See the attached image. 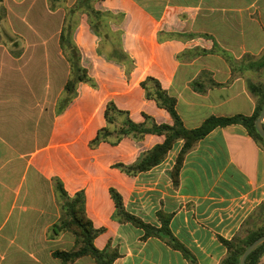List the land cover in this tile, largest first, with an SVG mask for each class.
<instances>
[{
    "label": "crops",
    "instance_id": "obj_1",
    "mask_svg": "<svg viewBox=\"0 0 264 264\" xmlns=\"http://www.w3.org/2000/svg\"><path fill=\"white\" fill-rule=\"evenodd\" d=\"M24 1L0 0V10L11 16ZM37 5L40 19L47 9L52 17V0H30V9ZM96 7L118 16L111 27L120 26L135 66L128 75L125 64L98 52L102 38L81 13L74 39L98 85L80 82L63 111L70 75L64 52H27L37 43L21 50L14 37L6 43L0 34V264H97L90 255L68 263L54 255L75 243L71 231L54 229L64 202L56 178L69 196L85 192L88 216L104 228L95 245L111 243L120 252L113 264L191 262L162 237L145 238L144 228L115 218L112 187L147 223L160 227V213L170 215L173 234L199 264H220L228 253L223 239L264 218V146L246 126H218L200 139L184 158L178 184L171 171L183 140L161 163L136 174L115 164L135 162L164 135L125 136L96 147L90 141L107 124L109 101L137 122L144 113L173 122L146 96L141 82L148 76L176 96L187 127L211 115L253 114L257 97L249 82H264V0H100Z\"/></svg>",
    "mask_w": 264,
    "mask_h": 264
},
{
    "label": "trees",
    "instance_id": "obj_2",
    "mask_svg": "<svg viewBox=\"0 0 264 264\" xmlns=\"http://www.w3.org/2000/svg\"><path fill=\"white\" fill-rule=\"evenodd\" d=\"M64 1L66 2L67 0ZM97 1L100 0H76L72 6L66 8L59 42L62 52H64L70 63V75L65 85V104L60 111H63L77 95V88L80 82H88L94 87L98 85L94 78L90 76L88 68L82 64V53L74 39V32L78 26L81 13L87 14L91 28L102 38L98 52L106 54L109 59L125 64L128 75H130L135 66L134 59L124 49L122 30H112L111 21L119 23L118 16L110 10L97 8L95 5ZM141 84L146 91V96L155 99L160 107L167 109L173 118V122H158L152 115L147 113H144L145 119L143 121L137 122L130 117L129 111L119 108L114 101H109L104 112L107 124L100 128L96 136L90 141L92 147L98 146L103 141L117 144L125 136H132L137 140L143 139L148 133L165 136L164 141L142 152L135 162L131 164L116 163L115 166L123 171L129 174H136L154 167L167 157L169 151L179 140H183L182 149L171 171L174 182L178 184L184 158L197 142L216 127L234 123H241L246 126L250 134L264 146V138L255 126V121L260 115L264 104V82H249L250 91L257 97V104L253 114L211 115L196 127H187L185 125L177 109L178 100L176 96L163 88L158 79L148 76ZM56 185L64 202L62 204L63 211L60 222L54 226V229L60 228L71 231L74 234L75 243L68 250L59 249L54 251V255L59 257L64 263L90 255L97 264H113L115 259L120 256V252L111 243H108L104 249H99L95 245V238L104 228H96L88 216L85 192L81 190L74 196H69L63 182L59 178H56ZM110 192L116 203L115 218L122 222L129 221L136 226L144 228L145 238L151 235L162 237L173 248L180 250L190 260L191 264H199L194 253L173 234L170 227V215L160 213L162 225L156 227L129 212L125 207L122 195L116 188L112 187ZM262 234H264V219L253 226H244L231 239H223L228 248V253L220 264H239L241 255L246 247ZM263 255L264 243L249 254L246 264H261Z\"/></svg>",
    "mask_w": 264,
    "mask_h": 264
},
{
    "label": "rangeland",
    "instance_id": "obj_3",
    "mask_svg": "<svg viewBox=\"0 0 264 264\" xmlns=\"http://www.w3.org/2000/svg\"><path fill=\"white\" fill-rule=\"evenodd\" d=\"M98 2L99 1L95 2V5H98ZM66 5L67 3L64 0H52V8L50 9L52 11V17L49 16V9H47L46 19H40L37 16L36 12L39 7L38 5L30 9V0L24 1L18 5L11 16H6L5 13H2L0 10V15L2 17L0 21V34L3 35V41L12 43L13 41H11V38L14 37L16 40L15 47H20L21 50L27 47L28 42L37 43L36 46L33 45L29 47L27 52H34L35 49H37L36 52H62L58 44L59 31L67 10ZM17 13L21 16L19 17ZM84 15L81 14L80 18L84 17ZM23 16H25V19L22 18ZM112 26V30L120 28L119 25L113 24ZM44 39L47 40L46 44L43 41ZM225 52L229 51L225 50ZM58 73L59 71L57 72L54 70V77L55 74Z\"/></svg>",
    "mask_w": 264,
    "mask_h": 264
},
{
    "label": "water",
    "instance_id": "obj_4",
    "mask_svg": "<svg viewBox=\"0 0 264 264\" xmlns=\"http://www.w3.org/2000/svg\"><path fill=\"white\" fill-rule=\"evenodd\" d=\"M264 104L262 106V110L260 115L258 116V118L255 121V126L257 128V130L259 131V133L261 134V136L264 138ZM264 243V234H262L260 237H258L257 239H255L253 242H251L246 249L244 250V252L241 255L240 258V262L239 264H246L247 262V258L249 256V254L255 249L257 248L259 245Z\"/></svg>",
    "mask_w": 264,
    "mask_h": 264
}]
</instances>
